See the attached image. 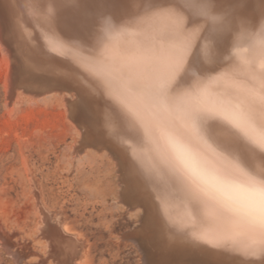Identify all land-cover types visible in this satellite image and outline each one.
I'll return each mask as SVG.
<instances>
[{
    "label": "bare ground",
    "instance_id": "1",
    "mask_svg": "<svg viewBox=\"0 0 264 264\" xmlns=\"http://www.w3.org/2000/svg\"><path fill=\"white\" fill-rule=\"evenodd\" d=\"M148 2L0 0V54L7 105L18 94V87L24 88L25 80L14 84L15 70L17 76L23 72L39 84L35 96L63 94L68 115L79 124L84 138L114 160L117 184L128 194L131 206L140 210L141 239L161 257L205 264H264L258 238L196 197L146 132L153 112L146 105L140 74H129L126 65L129 54L142 53L149 43L156 45L152 26L138 22ZM219 7L227 23L193 17L195 31L190 29L187 36L171 44L184 53L182 68L169 85V91L175 89L172 95L178 103L208 108L247 107L250 103L246 90L251 66L260 69L264 0H236L234 4L220 0ZM255 118L259 120L258 110ZM217 135L226 133L217 130ZM237 148L243 152L245 143ZM254 165L259 167L261 162L256 160ZM25 168L28 190L21 216L26 209L37 214L33 241L44 247L43 253H35L29 240L19 238L4 221H0V252L11 255L10 264H90L91 248L85 250L77 241L81 232L63 215L44 210L28 165ZM116 201L122 202L120 197ZM3 207L0 204V217H10L11 212ZM129 229H118L114 238L123 244L135 240L137 233Z\"/></svg>",
    "mask_w": 264,
    "mask_h": 264
},
{
    "label": "snow or ice",
    "instance_id": "2",
    "mask_svg": "<svg viewBox=\"0 0 264 264\" xmlns=\"http://www.w3.org/2000/svg\"><path fill=\"white\" fill-rule=\"evenodd\" d=\"M219 5L220 0H149L138 22L152 26L156 45L149 43L142 53L129 54L126 71L140 74L146 105L154 117L147 122L146 132L163 158L196 197L235 227L257 237L264 257V27L260 69L251 66L247 107L181 104L172 95L175 89L169 91L184 63L182 49L171 46L172 42L187 36L190 29L195 31L193 17L227 23ZM153 80L160 83L153 84ZM217 130L226 135L218 136ZM241 142L245 143L243 152L237 148ZM256 160L261 166L254 165Z\"/></svg>",
    "mask_w": 264,
    "mask_h": 264
},
{
    "label": "rangeland",
    "instance_id": "3",
    "mask_svg": "<svg viewBox=\"0 0 264 264\" xmlns=\"http://www.w3.org/2000/svg\"><path fill=\"white\" fill-rule=\"evenodd\" d=\"M3 73L4 61L0 54V204L11 212L10 217L3 215L0 221L7 223L19 238L28 239L35 253H43L44 247L33 241L37 214L26 209L23 218L21 216L24 193L28 190L25 168L28 165L35 190L41 194V202L46 207L44 210L63 215L67 223L81 232L77 241L85 250L91 248L90 264H148V260L154 262L149 264H205L176 256L168 259L161 257L158 250H151L139 234L142 229L140 210L131 206L128 194L117 184L120 181L114 160L95 142L84 138L79 124L68 115L69 107L65 106L63 94L35 96L39 84L23 72L17 76L15 70L14 84L25 80L24 88L19 86L18 94L7 105ZM98 151L99 154L95 153ZM23 157L26 158L22 160ZM116 197L122 202L118 203ZM19 214L20 219L14 217ZM118 229H129L137 233V237L130 241L132 244H123L115 239ZM2 252L0 264H10L11 255Z\"/></svg>",
    "mask_w": 264,
    "mask_h": 264
}]
</instances>
